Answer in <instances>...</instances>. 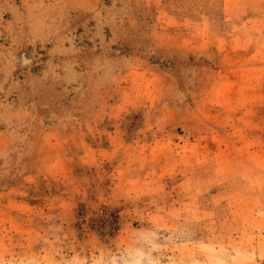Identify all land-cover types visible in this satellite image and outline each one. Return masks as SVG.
I'll return each instance as SVG.
<instances>
[{
    "label": "rangeland",
    "instance_id": "rangeland-1",
    "mask_svg": "<svg viewBox=\"0 0 264 264\" xmlns=\"http://www.w3.org/2000/svg\"><path fill=\"white\" fill-rule=\"evenodd\" d=\"M0 264H264V0H0Z\"/></svg>",
    "mask_w": 264,
    "mask_h": 264
}]
</instances>
